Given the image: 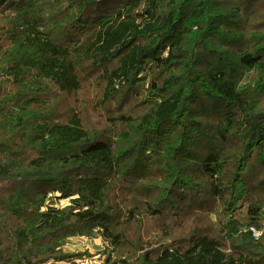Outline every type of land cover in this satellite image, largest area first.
I'll return each instance as SVG.
<instances>
[{
  "label": "trees",
  "instance_id": "1",
  "mask_svg": "<svg viewBox=\"0 0 264 264\" xmlns=\"http://www.w3.org/2000/svg\"><path fill=\"white\" fill-rule=\"evenodd\" d=\"M85 235L264 264V0H0V264Z\"/></svg>",
  "mask_w": 264,
  "mask_h": 264
},
{
  "label": "rangeland",
  "instance_id": "2",
  "mask_svg": "<svg viewBox=\"0 0 264 264\" xmlns=\"http://www.w3.org/2000/svg\"><path fill=\"white\" fill-rule=\"evenodd\" d=\"M248 80V76L245 78V80L242 82L244 85L246 81ZM74 104L77 106H80V99L75 100ZM96 117V115H95ZM97 118V117H96ZM69 202L68 200H63L60 203V206H65ZM145 225V232H150L152 229H155L157 226L156 222H152V220L147 219L144 222ZM140 223H137L136 226H138ZM132 232H135V229L132 230ZM262 232L260 231V235ZM85 237L87 240H85ZM104 244L101 239V237H89V236H76L72 237L69 242L64 246V250L70 253L74 252H87V256L85 258H78L77 263L82 264L81 261H87V264H104L105 260V254L103 253ZM91 254V255H89Z\"/></svg>",
  "mask_w": 264,
  "mask_h": 264
},
{
  "label": "built area",
  "instance_id": "3",
  "mask_svg": "<svg viewBox=\"0 0 264 264\" xmlns=\"http://www.w3.org/2000/svg\"><path fill=\"white\" fill-rule=\"evenodd\" d=\"M49 196H53L52 194H49ZM253 235H254V237L255 238H259V236H260V232L259 231H257L256 229H253ZM85 240H87V238L85 237ZM81 263L82 264H87V261L85 262V261H81Z\"/></svg>",
  "mask_w": 264,
  "mask_h": 264
}]
</instances>
